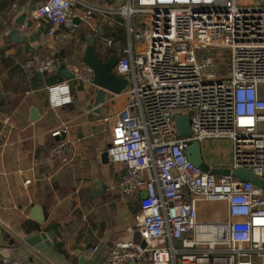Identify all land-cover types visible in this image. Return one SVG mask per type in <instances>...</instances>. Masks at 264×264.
Masks as SVG:
<instances>
[{
	"label": "built area",
	"instance_id": "obj_1",
	"mask_svg": "<svg viewBox=\"0 0 264 264\" xmlns=\"http://www.w3.org/2000/svg\"><path fill=\"white\" fill-rule=\"evenodd\" d=\"M80 5L107 12L84 0H46L31 19L49 22V37L61 28L75 35ZM111 12L125 19L126 46L113 72L128 80V103L116 114L106 151L111 163L125 167L119 193H144L135 230L145 247L121 240L103 264L147 257L151 264H264V189L251 180L204 172L187 156L195 143L228 141V168L250 172L264 184V0L250 6L238 0H126ZM93 38L99 50L115 44L98 26ZM226 51L231 67L222 75L216 60ZM57 66L55 57L32 54L22 67L36 75ZM82 69L77 78L95 98L93 72ZM47 90L50 109L73 104L70 81ZM175 115L190 117V136H178ZM51 137L56 141L45 163H67L74 154L69 126L55 128ZM201 202L224 203L227 217L199 221Z\"/></svg>",
	"mask_w": 264,
	"mask_h": 264
},
{
	"label": "crops",
	"instance_id": "obj_2",
	"mask_svg": "<svg viewBox=\"0 0 264 264\" xmlns=\"http://www.w3.org/2000/svg\"><path fill=\"white\" fill-rule=\"evenodd\" d=\"M44 1L0 0V244L8 243L1 233L9 234L11 241L16 240V248L7 257L11 262L0 257V264H103L107 252L117 242L132 239L142 244L135 223L144 193L122 196L118 183L125 167L102 162L116 114L128 103L126 92L119 95L107 92L103 102H98L100 89L96 90L95 98H91L77 76L79 69L83 70L82 58L95 26L115 41L119 29L123 30V43L116 41L115 48H110L115 52L111 53L118 55L126 46L125 19L111 12L126 0H84L107 12L78 6L74 12L78 26L75 35L61 28L55 37H49V22H33V10L27 15L24 26L16 25L27 8ZM14 29L19 30L23 42H14L10 37ZM107 52V49L99 50L103 59L108 56ZM32 54L62 57L58 59L59 64L65 63L76 73V79L70 81L73 104L50 109L48 87L66 80L57 73L59 66L43 74V80L24 70L22 66ZM32 110L37 111V121L31 119ZM7 120L9 123L5 124ZM63 124L70 128L74 154L65 164L60 160L46 164V154L56 141L51 132ZM220 142L205 141L199 145L203 162L223 170L231 164L232 148L228 156L207 151ZM222 145H226V141ZM26 180H31V184L25 186ZM102 186L106 189L100 192ZM206 204L210 203L198 204L201 222L213 221L202 214ZM215 205L223 213H218L217 220L225 219L226 205ZM35 210L41 212L42 221L36 219ZM47 232H53L54 238L52 245L42 251L25 242L30 236ZM127 264L151 262L147 257Z\"/></svg>",
	"mask_w": 264,
	"mask_h": 264
},
{
	"label": "water",
	"instance_id": "obj_3",
	"mask_svg": "<svg viewBox=\"0 0 264 264\" xmlns=\"http://www.w3.org/2000/svg\"><path fill=\"white\" fill-rule=\"evenodd\" d=\"M43 6V3L37 4L34 8H27L25 10L24 16H22L18 21H16V25L18 26H24L25 20L27 18V15L33 10L39 9ZM10 37L14 40V42H23V38L19 36V30L14 29L10 32ZM5 42H7L6 39H4ZM59 60L63 59L62 57H58ZM119 61L118 55H112L107 56L106 59L101 58L99 49L97 48L96 41L93 38V36H90L88 38V47L85 50V54L82 58V65L91 69L93 72V84L100 89L98 93V102H103L106 93H111L113 95H119L123 93L127 86H128V80L125 78L118 77L114 74L113 70L115 66L117 65ZM57 73L62 76L66 81H73L76 79V73L71 72L67 65L65 63H60ZM36 77L38 80H43V74L37 73ZM31 119L33 121H37L39 119V116L37 114L36 110H32V117ZM174 121L176 123L177 133L179 137H187L192 134L191 131V120L189 116H181V115H175ZM187 156L188 159L196 166L200 167L204 172H209L214 175H223V176H234L236 178H239L241 180H251L253 184L256 186L264 189V184L260 182L256 178H252V174L250 172L246 171H232L231 169H217L212 168L208 164H205L203 162L201 148L198 143H195L194 145L190 146L187 149ZM102 162L104 164L109 163L108 153L107 151L104 152L102 155ZM106 189V187L102 186V189H100V192H103ZM35 213H37V220L43 219L42 214L39 210H35ZM2 238H5L8 240L7 245H1L0 244V257L7 263H10L11 261L7 259L9 257L8 255L12 254L13 250L16 248V240H9L10 235L1 233ZM54 238L53 232H47V233H38L33 236H30L25 241L28 245L33 246L36 250L42 251L47 246L52 245V241ZM44 242V243H43ZM142 247H145V243L142 242ZM15 259V258H13Z\"/></svg>",
	"mask_w": 264,
	"mask_h": 264
},
{
	"label": "rangeland",
	"instance_id": "obj_4",
	"mask_svg": "<svg viewBox=\"0 0 264 264\" xmlns=\"http://www.w3.org/2000/svg\"><path fill=\"white\" fill-rule=\"evenodd\" d=\"M256 2H257L256 0H238V3L241 6H250V5L255 4ZM123 4L124 3H122L120 6H117L113 9L120 10L123 7ZM210 53L214 54L215 51H211ZM216 62L218 63V65H220V69H219L220 73L222 75H228L230 72V67H231L230 53L228 51H226L224 53V55L222 56V58L220 60H216ZM222 144H223V142L221 141L220 145L217 146L216 148L215 147L214 148L208 147L207 151L210 154L220 153L221 155L224 154L225 156L230 155L231 154V146H230L231 144L228 141H226V145L223 146ZM218 213L223 215L222 211L221 212L219 211V208L217 205H215V203H210V204L205 205L204 211L202 214H203V216L206 217V219H211L214 221L215 219L216 220L218 219V216H219Z\"/></svg>",
	"mask_w": 264,
	"mask_h": 264
},
{
	"label": "trees",
	"instance_id": "obj_5",
	"mask_svg": "<svg viewBox=\"0 0 264 264\" xmlns=\"http://www.w3.org/2000/svg\"><path fill=\"white\" fill-rule=\"evenodd\" d=\"M119 34L117 35V37H116V41L117 42H119V43H123V41H124V39H123V37H124V35H123V30L122 29H119ZM105 34V33H104ZM105 36H107L106 34H105ZM115 40H114V43L116 42ZM115 48V46L112 48V49H114ZM108 52H115V50H113V51H111V50H109ZM107 52V53H108ZM108 55V54H107ZM100 56H101V54H100ZM101 58H102V56H101ZM106 58H107V56H106ZM105 57H104V59H106ZM59 81H61L60 80V78L58 77L57 78V82H59Z\"/></svg>",
	"mask_w": 264,
	"mask_h": 264
}]
</instances>
